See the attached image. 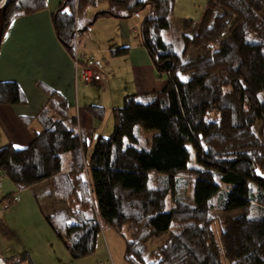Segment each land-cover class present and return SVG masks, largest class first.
Here are the masks:
<instances>
[{"label":"trees","instance_id":"1","mask_svg":"<svg viewBox=\"0 0 264 264\" xmlns=\"http://www.w3.org/2000/svg\"><path fill=\"white\" fill-rule=\"evenodd\" d=\"M96 2L62 0L52 13L67 51L77 28L79 39L101 16L146 10L140 40L166 85L125 95L112 131L92 145L67 98L43 86V129L26 147L1 146L0 172L20 188L51 182L67 206L45 217L75 259L113 227L131 264H264V0H207L180 27L176 0H108L84 19ZM46 8V0H0V43L14 19ZM22 95L18 82L0 81V103ZM85 109L104 117L102 105Z\"/></svg>","mask_w":264,"mask_h":264},{"label":"crops","instance_id":"2","mask_svg":"<svg viewBox=\"0 0 264 264\" xmlns=\"http://www.w3.org/2000/svg\"><path fill=\"white\" fill-rule=\"evenodd\" d=\"M183 1L185 10L191 6L187 3L195 5L198 2ZM46 2L45 10L14 19L0 43V81L18 82L23 94L20 103H0V140L3 142L0 147L9 143L18 148L26 147L35 132L42 131L37 114L48 101L43 86L53 88L67 98L80 129L92 145L93 137L99 133L98 128L93 127V116L85 109L86 104H99L107 110L117 106L127 94L157 91L167 83V78L158 73L140 40L139 29L146 10L130 18L101 16L84 31L79 38V49L87 61L104 73L100 80L87 81L56 34L52 13L62 0ZM107 7L108 0H100V4L87 9L84 19ZM187 17L193 18V13L186 12L180 19ZM120 48H126L125 52L114 54ZM107 88L109 93L105 92ZM103 92L107 93L105 100Z\"/></svg>","mask_w":264,"mask_h":264},{"label":"rangeland","instance_id":"3","mask_svg":"<svg viewBox=\"0 0 264 264\" xmlns=\"http://www.w3.org/2000/svg\"><path fill=\"white\" fill-rule=\"evenodd\" d=\"M97 1L100 4V0ZM197 1L196 7L186 2L191 6H186L185 10V1L176 0L173 26H181L183 20L180 18L186 12H191V15L193 13L195 19L202 16L207 0L205 3H202L204 0ZM192 7H195V12H192ZM105 92L109 93L110 89L107 88ZM106 94H102L104 100ZM122 104L123 99L117 106ZM92 120L93 127L98 128L97 133L109 134L114 123L112 108H104L102 119L92 117ZM255 127L260 130L261 121ZM2 143L0 140V145ZM66 206V201L54 194L53 185L49 181L20 188L8 176H4L0 182V254L12 256L15 259L12 264H131L124 254L126 240L113 227L102 229L98 239L100 246L95 252L73 258L64 241L56 235L45 217L46 214ZM165 239L166 235H162L150 245V249L158 247ZM222 259L223 264H230L228 258Z\"/></svg>","mask_w":264,"mask_h":264},{"label":"built area","instance_id":"4","mask_svg":"<svg viewBox=\"0 0 264 264\" xmlns=\"http://www.w3.org/2000/svg\"><path fill=\"white\" fill-rule=\"evenodd\" d=\"M78 28L76 29V40H75V48L72 54L74 63L76 66H78L81 70L82 76L87 81H97L103 78L104 73L98 68L97 65H95L92 62H89L86 60V55L80 51L79 49V39L78 37ZM6 176L4 173H2V176H0V182L1 179Z\"/></svg>","mask_w":264,"mask_h":264},{"label":"water","instance_id":"5","mask_svg":"<svg viewBox=\"0 0 264 264\" xmlns=\"http://www.w3.org/2000/svg\"><path fill=\"white\" fill-rule=\"evenodd\" d=\"M1 31H2V23L0 22V36H1ZM0 264H6V262L4 261V259L1 256V254H0Z\"/></svg>","mask_w":264,"mask_h":264},{"label":"snow or ice","instance_id":"6","mask_svg":"<svg viewBox=\"0 0 264 264\" xmlns=\"http://www.w3.org/2000/svg\"><path fill=\"white\" fill-rule=\"evenodd\" d=\"M17 147H19V146L17 145Z\"/></svg>","mask_w":264,"mask_h":264}]
</instances>
